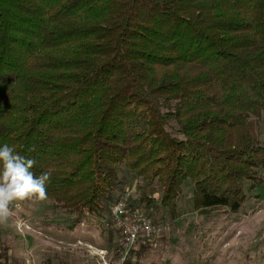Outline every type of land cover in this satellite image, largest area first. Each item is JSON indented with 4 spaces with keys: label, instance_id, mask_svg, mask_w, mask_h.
Masks as SVG:
<instances>
[{
    "label": "trees",
    "instance_id": "trees-1",
    "mask_svg": "<svg viewBox=\"0 0 264 264\" xmlns=\"http://www.w3.org/2000/svg\"><path fill=\"white\" fill-rule=\"evenodd\" d=\"M263 121L264 0H0V146L51 172L73 224L133 181L155 223L188 182L196 210L238 213Z\"/></svg>",
    "mask_w": 264,
    "mask_h": 264
},
{
    "label": "rangeland",
    "instance_id": "rangeland-1",
    "mask_svg": "<svg viewBox=\"0 0 264 264\" xmlns=\"http://www.w3.org/2000/svg\"><path fill=\"white\" fill-rule=\"evenodd\" d=\"M258 132L263 138L264 121ZM139 184L133 181L125 188L134 193L132 200L140 196ZM250 188L238 213L196 210L194 186L188 182L175 214L153 212L164 231L140 243L148 248L132 264H264V185ZM10 208L11 216L0 223V264H101L100 255L124 264L118 256L121 238L110 215L73 224L74 216L51 201H22ZM135 209L146 214L143 207Z\"/></svg>",
    "mask_w": 264,
    "mask_h": 264
},
{
    "label": "clouds",
    "instance_id": "clouds-1",
    "mask_svg": "<svg viewBox=\"0 0 264 264\" xmlns=\"http://www.w3.org/2000/svg\"><path fill=\"white\" fill-rule=\"evenodd\" d=\"M34 159L17 153L7 144L0 146V223L6 222L12 214L10 205L25 200L47 199L46 185L51 172L36 175L32 169Z\"/></svg>",
    "mask_w": 264,
    "mask_h": 264
},
{
    "label": "built area",
    "instance_id": "built-area-1",
    "mask_svg": "<svg viewBox=\"0 0 264 264\" xmlns=\"http://www.w3.org/2000/svg\"><path fill=\"white\" fill-rule=\"evenodd\" d=\"M134 193L132 190H125L118 200L111 206L110 219L114 228L121 238L118 247L119 257L124 264L129 260L131 252L138 248L140 243L152 241L162 235L164 226L162 223H155L143 210L129 208ZM104 254V251H102ZM101 257V264H113L107 255Z\"/></svg>",
    "mask_w": 264,
    "mask_h": 264
}]
</instances>
